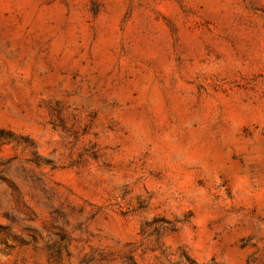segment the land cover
Masks as SVG:
<instances>
[{"label": "rangeland", "instance_id": "obj_1", "mask_svg": "<svg viewBox=\"0 0 264 264\" xmlns=\"http://www.w3.org/2000/svg\"><path fill=\"white\" fill-rule=\"evenodd\" d=\"M0 264H264V0H0Z\"/></svg>", "mask_w": 264, "mask_h": 264}]
</instances>
